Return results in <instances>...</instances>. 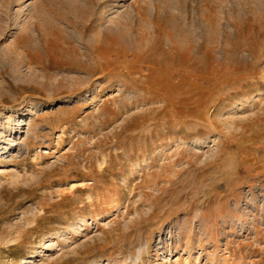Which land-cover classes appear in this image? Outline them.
<instances>
[{
    "label": "rangeland",
    "instance_id": "rangeland-1",
    "mask_svg": "<svg viewBox=\"0 0 264 264\" xmlns=\"http://www.w3.org/2000/svg\"><path fill=\"white\" fill-rule=\"evenodd\" d=\"M29 259L264 264V0H0V264Z\"/></svg>",
    "mask_w": 264,
    "mask_h": 264
},
{
    "label": "bare ground",
    "instance_id": "bare-ground-1",
    "mask_svg": "<svg viewBox=\"0 0 264 264\" xmlns=\"http://www.w3.org/2000/svg\"><path fill=\"white\" fill-rule=\"evenodd\" d=\"M19 127H20V126H19ZM30 261H31V259L27 260L25 263H26V264H29V263H30Z\"/></svg>",
    "mask_w": 264,
    "mask_h": 264
}]
</instances>
